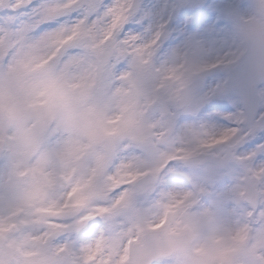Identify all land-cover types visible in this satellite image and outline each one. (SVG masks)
<instances>
[{
  "label": "clouds",
  "instance_id": "obj_1",
  "mask_svg": "<svg viewBox=\"0 0 264 264\" xmlns=\"http://www.w3.org/2000/svg\"><path fill=\"white\" fill-rule=\"evenodd\" d=\"M37 24L0 31V264H264V177L223 184L231 129L175 118L196 69L117 73L111 27Z\"/></svg>",
  "mask_w": 264,
  "mask_h": 264
},
{
  "label": "rangeland",
  "instance_id": "obj_2",
  "mask_svg": "<svg viewBox=\"0 0 264 264\" xmlns=\"http://www.w3.org/2000/svg\"><path fill=\"white\" fill-rule=\"evenodd\" d=\"M37 2L48 5L61 0ZM88 3L96 4L98 0ZM139 3L141 13L124 26V34H138L148 42L159 33V40L148 59L152 71L181 63L196 69L186 84V89L192 90L191 100L175 118L181 123L195 121L209 131L235 127L258 130L256 135L243 142L241 148L233 151V161L226 159L225 146L217 152L221 157L223 184H238L249 172L264 169V131L260 130L264 129V81L256 98L258 115L247 125L244 124L242 96L234 81L248 40L254 38L253 34L264 36V23L253 16L255 6L264 12V0H139ZM8 6L9 0H0V12L6 11ZM174 13V19H171ZM76 19V13L52 18L42 23L38 31L41 34L51 32ZM128 66L129 59L125 55L116 64V72H124ZM236 143L239 141L229 145ZM249 156L252 158L248 159ZM101 226V221L89 222L74 238L87 240Z\"/></svg>",
  "mask_w": 264,
  "mask_h": 264
},
{
  "label": "snow or ice",
  "instance_id": "obj_3",
  "mask_svg": "<svg viewBox=\"0 0 264 264\" xmlns=\"http://www.w3.org/2000/svg\"><path fill=\"white\" fill-rule=\"evenodd\" d=\"M141 9L142 5L139 0H110L107 3L105 0H98L96 4H89L87 0H61L56 5H42L37 0H15L14 7L9 4L7 11L0 12V31L20 30L22 26L31 22H38L36 26H39L49 19L76 13L78 19L75 20L74 24L83 21L84 24H95L101 28L111 27L117 45L124 55L149 58L159 40V33L148 42H144L138 34H124V26L137 13H141ZM121 36L122 38L118 39ZM229 118L231 119V117ZM230 129L233 134L232 141H239L240 143L256 135L258 131L255 128L235 127ZM260 130L264 131V129ZM251 158V156L248 157V159ZM256 174L264 177V169L257 170ZM260 215L264 216V211H261ZM124 259L127 260V257Z\"/></svg>",
  "mask_w": 264,
  "mask_h": 264
},
{
  "label": "water",
  "instance_id": "obj_4",
  "mask_svg": "<svg viewBox=\"0 0 264 264\" xmlns=\"http://www.w3.org/2000/svg\"><path fill=\"white\" fill-rule=\"evenodd\" d=\"M244 61L241 64L237 86L244 93L248 114L252 118L255 114L254 88L264 78V46L255 39L251 40Z\"/></svg>",
  "mask_w": 264,
  "mask_h": 264
},
{
  "label": "bare ground",
  "instance_id": "obj_5",
  "mask_svg": "<svg viewBox=\"0 0 264 264\" xmlns=\"http://www.w3.org/2000/svg\"><path fill=\"white\" fill-rule=\"evenodd\" d=\"M88 2H91V3H92V2H93V0H88Z\"/></svg>",
  "mask_w": 264,
  "mask_h": 264
}]
</instances>
